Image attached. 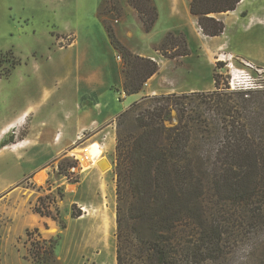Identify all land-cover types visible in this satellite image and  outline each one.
I'll return each mask as SVG.
<instances>
[{
    "label": "rangeland",
    "instance_id": "rangeland-1",
    "mask_svg": "<svg viewBox=\"0 0 264 264\" xmlns=\"http://www.w3.org/2000/svg\"><path fill=\"white\" fill-rule=\"evenodd\" d=\"M118 1L122 10L115 0H0V122L23 107L29 111L20 131L0 143V264H35L27 235L35 228L56 240L54 264H117V115L144 95L215 89L217 72L221 86L226 84L225 62L218 58L237 54L187 22L189 0H170L174 7L184 2L172 12L186 22L166 34H184L190 47L189 55L177 58L155 49L161 42L145 31L138 10ZM172 12L163 11L164 25L176 23ZM107 24L134 52L159 63L138 94L121 87L124 62ZM253 50L264 57L260 48ZM76 133L80 138L72 142ZM13 141L21 146L3 147ZM50 148L58 156L33 171ZM86 148L91 158H85ZM67 162L77 169H68ZM40 197L52 201L55 216L56 199L58 220L34 211Z\"/></svg>",
    "mask_w": 264,
    "mask_h": 264
},
{
    "label": "trees",
    "instance_id": "trees-1",
    "mask_svg": "<svg viewBox=\"0 0 264 264\" xmlns=\"http://www.w3.org/2000/svg\"><path fill=\"white\" fill-rule=\"evenodd\" d=\"M128 1L151 32L154 0ZM240 1L189 0V7L215 37L225 30L216 14ZM106 29L123 57L124 92H142L159 63L134 52L112 24ZM155 49L190 54L184 34L172 31ZM214 78L213 90L144 95L117 115V264H264V91H229L218 72ZM51 204L40 197L34 211L58 220L56 199V216ZM27 235L33 262L54 264L56 240L39 228Z\"/></svg>",
    "mask_w": 264,
    "mask_h": 264
},
{
    "label": "crops",
    "instance_id": "crops-1",
    "mask_svg": "<svg viewBox=\"0 0 264 264\" xmlns=\"http://www.w3.org/2000/svg\"><path fill=\"white\" fill-rule=\"evenodd\" d=\"M154 2L157 6L159 15L153 30L147 33L153 34L154 36L152 39L153 42L159 43L164 39L168 29L174 27L178 22L179 24L181 22H186L184 21V19H178L177 15L173 14L172 12L173 8H177V9L182 8V6H184L183 5L184 2L182 1L181 3L178 2V4L175 7L171 4L170 0H154ZM258 5H261V7H259ZM164 10H167L168 12L170 10L172 12L169 14L171 18L175 20L176 23H174L173 25L168 24V26L164 25L163 22ZM185 12L189 13V14L188 13L185 14L187 18V22L194 21L197 25L199 24L197 17L191 14L189 3L187 2L185 3ZM216 16L225 22L224 32L221 35L215 37L207 36L204 34L205 36L212 38L216 44L220 45V48L221 47L227 48L228 50L233 51L237 55L253 61L255 59L264 62V57L261 58L259 53L253 50L254 47H258L264 52V0H259V1L241 0L235 10L219 13L216 14ZM116 33L118 37L124 42V38L122 37L120 32L118 33L116 31ZM188 39H190L189 34H188ZM147 57H152V56L148 55ZM152 77H154V75ZM121 87L124 88L123 82ZM191 91H200V90H191ZM183 92H190V91H183ZM28 115H29L28 108L23 107L20 110L14 112L8 118L2 119L0 124H4L5 126L3 127L4 129L2 128L3 130H2V134L0 135V143L4 140L5 136L10 131L19 132L21 126L24 123L23 119L28 117ZM5 129L6 131H4ZM78 138H80V135L77 133L75 135H71L72 142H76ZM18 144H20L19 146H21L20 141L17 142L13 141L11 142V144L5 145L3 147L7 148L14 146L16 148V146L19 147ZM56 156L58 155L54 154L53 149L51 148L47 149L45 152L41 154L42 158L40 159L39 163L36 164L35 169L33 171H35L39 167L44 166L48 161L54 159Z\"/></svg>",
    "mask_w": 264,
    "mask_h": 264
},
{
    "label": "built area",
    "instance_id": "built-area-1",
    "mask_svg": "<svg viewBox=\"0 0 264 264\" xmlns=\"http://www.w3.org/2000/svg\"><path fill=\"white\" fill-rule=\"evenodd\" d=\"M118 58L123 59L119 54ZM225 62L224 74L226 77L225 88L229 91H264V65L258 64L245 57L225 54L218 58ZM78 154L75 153V160L78 161ZM71 171L77 169L76 166L70 168Z\"/></svg>",
    "mask_w": 264,
    "mask_h": 264
},
{
    "label": "bare ground",
    "instance_id": "bare-ground-1",
    "mask_svg": "<svg viewBox=\"0 0 264 264\" xmlns=\"http://www.w3.org/2000/svg\"><path fill=\"white\" fill-rule=\"evenodd\" d=\"M6 131V129L4 130ZM84 153H85V158H91L93 155V152H91L90 148H86V149H83ZM96 156H94L95 158ZM102 163V161H101ZM107 164V163H106ZM40 181L42 182V178L40 179ZM105 249L108 250V246L105 245Z\"/></svg>",
    "mask_w": 264,
    "mask_h": 264
}]
</instances>
